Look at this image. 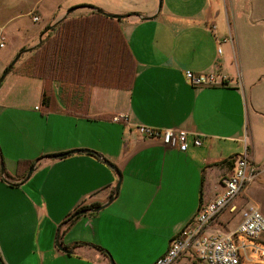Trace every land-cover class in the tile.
I'll return each instance as SVG.
<instances>
[{"label":"crops","instance_id":"1","mask_svg":"<svg viewBox=\"0 0 264 264\" xmlns=\"http://www.w3.org/2000/svg\"><path fill=\"white\" fill-rule=\"evenodd\" d=\"M41 3L30 11L43 13ZM90 6L127 15L119 26L136 60L132 86L90 87L87 115L69 114L44 109L41 79L10 72L16 88L0 94V264H111L112 256L113 264L132 256L153 264L199 206L222 193L244 140L255 161L253 131L264 129V108L251 103L248 113L245 90L259 80L250 60L264 57V0H56L42 26L72 7L71 15L89 14ZM187 70L226 81L194 87ZM53 91L65 109L57 83ZM141 125L185 130V151L144 138ZM76 149L86 151L49 157ZM21 160L34 165L26 179L16 175Z\"/></svg>","mask_w":264,"mask_h":264},{"label":"trees","instance_id":"2","mask_svg":"<svg viewBox=\"0 0 264 264\" xmlns=\"http://www.w3.org/2000/svg\"><path fill=\"white\" fill-rule=\"evenodd\" d=\"M90 7L89 14L68 15L51 24L50 29L41 31V40L31 49V55L18 68L13 67L11 70L43 81L41 101L46 111L87 115L90 87L129 90L132 86L136 60L119 26V20L97 12L94 6ZM24 52L25 48L21 49L20 53ZM56 83L59 98H65V109L56 104L53 91ZM32 165V162L19 161L16 175L24 178ZM77 218L64 224L70 225ZM59 234H62L61 229ZM79 245L92 246L110 257L100 246L77 242L73 247Z\"/></svg>","mask_w":264,"mask_h":264},{"label":"built area","instance_id":"3","mask_svg":"<svg viewBox=\"0 0 264 264\" xmlns=\"http://www.w3.org/2000/svg\"><path fill=\"white\" fill-rule=\"evenodd\" d=\"M34 20L39 18L36 16ZM209 29L215 35L216 25L212 24ZM185 76L194 87L218 86L226 81L224 76L215 73L196 74L187 70ZM138 131L146 139L161 140L180 151L187 147V132L180 128L159 130L141 125ZM243 142L244 152L232 158V173L222 178V193L199 206L153 264H264V215L257 205L246 204L236 225L228 229L213 227L225 211L230 214L237 211L238 198L257 176V169L248 156V143ZM194 144L201 145V140L196 138Z\"/></svg>","mask_w":264,"mask_h":264},{"label":"rangeland","instance_id":"4","mask_svg":"<svg viewBox=\"0 0 264 264\" xmlns=\"http://www.w3.org/2000/svg\"><path fill=\"white\" fill-rule=\"evenodd\" d=\"M15 1L20 2V4H14ZM35 1L36 0H0V77L8 65L20 53L21 49L25 48V52L21 54L20 59L14 66L15 68H18L19 65L31 55V49L39 43L41 31H43L48 25H51L50 23L45 27L42 26L45 23V15L47 16L49 14L50 8L56 0H40L42 1L40 8L43 10V13H40L37 9L30 11L33 8L32 4H34ZM161 5L162 0H158V6ZM78 14L79 13H75V15H72L77 16ZM36 16L39 18L38 21L34 20V17ZM260 29L264 31V26ZM247 30H251V28L247 26L243 28V33H246V35ZM249 38L252 39L250 34ZM23 45L25 46L21 48ZM16 48H20L18 52H16ZM250 61L255 63L252 67L253 71L258 74L259 80L255 85H251L245 90L248 113H251V103L253 107L258 105L262 110L264 108V57L261 59L254 58ZM246 68L247 66H245V69ZM12 74L10 73V75L2 81L0 85V94L4 92L5 88H16L15 83L11 84V82H13L11 80L14 78ZM239 88L243 90V88ZM253 135V151L254 156L256 157L255 161H253L252 155H250V144H248V156L257 169V176L238 198L237 211L234 214L225 211L224 214L217 218L216 221L220 224L215 223L213 226L214 228L228 229L236 225L241 220L242 209L245 208L246 204L257 205L264 215V129L257 128L256 131H253ZM262 240L264 241V237ZM145 254L148 253H142L143 256ZM112 258L113 262H116L113 256ZM138 259L139 256H132L131 259L125 260V264L138 263Z\"/></svg>","mask_w":264,"mask_h":264},{"label":"water","instance_id":"5","mask_svg":"<svg viewBox=\"0 0 264 264\" xmlns=\"http://www.w3.org/2000/svg\"><path fill=\"white\" fill-rule=\"evenodd\" d=\"M161 4V3H160ZM159 4V5H160ZM76 10L75 7H72V8H69L66 12V16L70 15L72 12H74ZM95 10L99 13H105L107 16L109 17H112L114 19H117V20H120L124 17H126L127 15H121V14H110V13H106L104 10L100 9V8H95ZM40 40H41V37H40ZM39 40V41H40ZM29 51V50H27ZM20 56H21V53H19L16 58L8 65V67L4 70V72L2 73L1 77H0V85L2 83V81L4 80V78L10 73V71L12 70V68L15 66V64L17 63V61L20 59ZM82 151H86V150H79V149H76V150H71V151H68V152H65V153H60V154H56V155H53V156H49L50 158H60V157H64V156H67L69 154H72V153H78V152H82ZM0 169H1V172H4V166H3V163H1L0 165ZM34 170V165L30 167V169L28 170L27 174H26V178L29 177V175L31 174V172ZM119 186H120V177L118 179V182L116 184V187L114 189V192L113 194L110 196L109 200L107 203H110L113 198H114V195L116 194V192L118 191L119 189ZM107 204H102L100 206H97V207H94V208H91V209H80L76 212H74L72 214V216L70 217V219H73L75 217H78V216H81V215H84L88 212H98L100 210H102ZM58 248L60 250H62L63 252L65 253H71L70 250H67L65 249L64 247H62L59 242H58ZM111 264H113V260L111 258Z\"/></svg>","mask_w":264,"mask_h":264},{"label":"flooded vegetation","instance_id":"6","mask_svg":"<svg viewBox=\"0 0 264 264\" xmlns=\"http://www.w3.org/2000/svg\"><path fill=\"white\" fill-rule=\"evenodd\" d=\"M85 209H87V208H85ZM89 209H91V208H89ZM78 211V210H77Z\"/></svg>","mask_w":264,"mask_h":264}]
</instances>
